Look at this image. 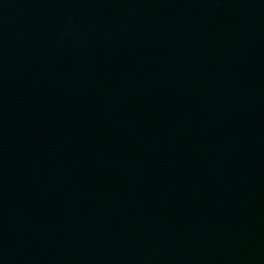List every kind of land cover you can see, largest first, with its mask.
I'll return each instance as SVG.
<instances>
[{"label":"water","instance_id":"water-1","mask_svg":"<svg viewBox=\"0 0 264 264\" xmlns=\"http://www.w3.org/2000/svg\"><path fill=\"white\" fill-rule=\"evenodd\" d=\"M0 264H264V0H0Z\"/></svg>","mask_w":264,"mask_h":264}]
</instances>
